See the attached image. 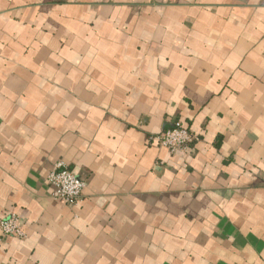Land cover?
<instances>
[{
	"label": "crops",
	"instance_id": "crops-1",
	"mask_svg": "<svg viewBox=\"0 0 264 264\" xmlns=\"http://www.w3.org/2000/svg\"><path fill=\"white\" fill-rule=\"evenodd\" d=\"M9 212L0 264H264V0H0Z\"/></svg>",
	"mask_w": 264,
	"mask_h": 264
},
{
	"label": "built area",
	"instance_id": "built-area-1",
	"mask_svg": "<svg viewBox=\"0 0 264 264\" xmlns=\"http://www.w3.org/2000/svg\"><path fill=\"white\" fill-rule=\"evenodd\" d=\"M194 135L187 125L175 120L171 127L160 131L154 139L158 146L164 147L168 153L186 152ZM48 185L52 188L51 197L61 200L70 206H75L81 199L86 181L71 171L64 161L57 160L46 176ZM0 236L23 238V221L14 212L0 217Z\"/></svg>",
	"mask_w": 264,
	"mask_h": 264
}]
</instances>
